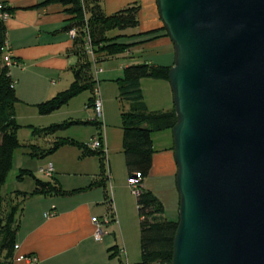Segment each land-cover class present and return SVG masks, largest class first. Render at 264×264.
I'll use <instances>...</instances> for the list:
<instances>
[{
	"label": "water",
	"instance_id": "1",
	"mask_svg": "<svg viewBox=\"0 0 264 264\" xmlns=\"http://www.w3.org/2000/svg\"><path fill=\"white\" fill-rule=\"evenodd\" d=\"M178 220L171 264H264V0H155Z\"/></svg>",
	"mask_w": 264,
	"mask_h": 264
},
{
	"label": "crops",
	"instance_id": "2",
	"mask_svg": "<svg viewBox=\"0 0 264 264\" xmlns=\"http://www.w3.org/2000/svg\"><path fill=\"white\" fill-rule=\"evenodd\" d=\"M0 2L12 8L10 17L5 20V47L11 57L18 62V65L10 67L9 75L14 82L13 86L19 99L18 102H22L26 106L23 117L25 120L38 121L39 126H41L43 123L46 124L53 121L57 116V113L54 112L57 110L48 114L38 113L36 116L35 113L31 114L32 111L28 109L27 104L36 106V104L51 98L57 92L66 89L73 80L72 67L76 64L77 58L71 53L73 39L64 29L69 15L64 11L66 6L58 1L0 0ZM131 4L139 5V23L134 28L122 30L121 34H136L162 26L155 0L101 1L102 9L106 14L114 13ZM136 55L139 57L137 58ZM119 56L126 58L123 67L138 62L170 65L173 62V46L169 38L159 37L145 43L135 44L126 52L111 58ZM107 59L109 58L105 60ZM102 63L103 61L98 66L101 72H104L101 67ZM162 87L165 88V85H162ZM83 92L79 93L80 96H82ZM118 93L117 88L116 98L121 102ZM79 94L71 98L68 103L79 96ZM100 96L102 102L103 100L105 102L107 95L104 94L102 96L100 93ZM90 97L91 92H89L87 102H83L84 106H87V109H92V105L89 102ZM82 98L85 101L83 96ZM104 102V128H102V136L106 146L104 159H106L108 167L107 178L110 181L112 189L116 191V188L120 184L115 183L114 168L115 166L119 168L122 164L125 166L124 157H122V129L116 125L106 124L108 112L105 109ZM164 105V107H168V104ZM81 113L83 114V112ZM65 114L68 117L70 115V119L74 120L80 114V111L66 110ZM17 115L19 116V111ZM98 125V127L94 125L95 130L101 127L100 124ZM166 132H169L168 135ZM57 133H60V131L51 135L36 134L34 132V135L49 144L53 141V136H67V134L59 135ZM94 134L95 132L92 135L94 136ZM152 141L154 152L152 166L147 176L158 175L159 178L175 176L176 165L171 149L173 141L170 130L152 133ZM156 143H162L161 148H156ZM115 155L117 156L116 164L113 158ZM79 159L74 157L68 163L65 161L56 162L55 167L51 162L54 168L51 178L55 177L54 180L59 184L60 188L66 191L82 188L81 190L57 195H32L28 196L25 200L20 197L23 200V209L18 221V231L16 234L18 248L16 253L34 255L37 259L36 264H133L139 261L140 258L131 260L129 255H127V251L126 263L122 260L123 256L120 251L123 248L125 249V243L122 237L117 236L118 225L114 221L110 222L106 227V233L103 234L100 240H96L93 237L94 224L91 221V217H98V214H94V209L98 203H94V201L85 196L73 198L71 196L90 191L93 187H84L91 183L92 180L90 181V178L93 179V175L97 173V170L96 167L93 169L83 167V169L84 162L83 165H79ZM45 165L46 163L43 164V166ZM146 177L143 180L147 179ZM62 183H69L71 186L65 188L62 186ZM145 189L152 191L160 199L151 187H146ZM17 190L24 191L20 188L13 191ZM28 198L31 200L29 202L34 201L33 204L35 206L26 210L25 202ZM46 212H50L51 215H45ZM108 234L112 235L113 238L108 239ZM111 246H115L112 252L116 256L113 258L109 257L108 248ZM13 264L29 263L19 261Z\"/></svg>",
	"mask_w": 264,
	"mask_h": 264
},
{
	"label": "trees",
	"instance_id": "3",
	"mask_svg": "<svg viewBox=\"0 0 264 264\" xmlns=\"http://www.w3.org/2000/svg\"><path fill=\"white\" fill-rule=\"evenodd\" d=\"M58 1L66 6L64 11L69 15L66 19L64 29L68 32L75 30L71 53L77 58L76 64L72 67L73 80L70 85L57 92L51 98L38 103L37 109L40 114H48L71 98L83 91L92 92L97 80L94 78V66L106 58L117 56L126 52L135 44L145 43L162 36H168L164 27L139 32L136 34H121L122 30L134 28L138 25L139 5L131 4L114 13H104L101 5L102 0H46V2ZM0 13L12 12L5 3ZM115 31L114 34L109 33ZM6 25L0 18V264L5 263L4 259L14 255L18 221L23 209V200L18 202L14 199L8 200L1 195V187L6 181L7 174L12 164L13 152L20 147L21 143L17 138L16 130L19 124L16 121L14 105L18 102L12 78L9 75V67L4 65L3 55L6 51ZM90 52V53H89ZM169 65H155L148 62L131 63L122 68V75L116 79L118 85L119 99L129 103L128 109L121 112L122 127V152L127 174H139L135 199L139 217V246L140 260L133 264H171L172 243L176 230L177 220L169 221L163 216V204L160 199L150 190L142 186L143 179L148 175L152 166L154 152L152 133L163 130H170L176 122L174 108L171 110L149 111L143 99V92L140 87L142 78L167 80ZM98 78V77H97ZM93 103V96L89 98ZM93 124L102 125L97 120L80 121L69 120L63 123H55L45 128L34 129L36 134H54L64 130L72 124ZM101 129V127L99 128ZM101 130L98 133L101 139ZM77 145L83 149L84 155L95 154L100 158L101 167L99 177L100 184L105 186L107 179L104 151L102 148L90 149L84 144H79L69 138H57L50 143L48 149H40L32 145L31 155L43 156L57 150L65 145ZM30 173L22 169L17 174V179H22L25 174ZM105 178V179H104ZM34 187L31 191H13V196H21L24 200L32 195H57L71 193L79 189L63 190L59 185L51 181H43L34 177ZM93 182L84 188L93 187ZM83 188V189H84ZM110 204V203H109ZM109 222L115 220L113 208L108 207ZM108 248L109 257L113 258V249ZM32 255V254H29ZM123 264V263H121Z\"/></svg>",
	"mask_w": 264,
	"mask_h": 264
},
{
	"label": "rangeland",
	"instance_id": "4",
	"mask_svg": "<svg viewBox=\"0 0 264 264\" xmlns=\"http://www.w3.org/2000/svg\"><path fill=\"white\" fill-rule=\"evenodd\" d=\"M115 31L117 30H113L109 34L112 35L115 33ZM162 37L168 39V36H162ZM136 57L138 58L139 56L136 55ZM173 58H174V54H173ZM125 60L126 58L120 56L104 60L103 63L101 64L102 70L104 72H100L98 74V79H97V86L99 88V92L101 93L102 96H104V94L107 95L106 101L104 102L103 100L105 109L108 112V119H106L107 120L106 124H110L112 126L116 125L121 129L122 127H121L120 115L123 109V105H124V110H127L129 103L127 104L126 102H123L122 105V103L119 100H117L116 97H117L118 86L116 85L117 83L115 82L116 79L122 75V68L123 65H125ZM172 65L173 62L169 66ZM162 85H165V88L170 87L167 80L154 81L151 80L150 78H143L141 80L140 87L143 92L144 102L149 111L171 110L173 108L171 90H169L170 88H166V90L164 91L165 88L162 87ZM93 93L94 90L91 92L92 96ZM88 95L89 92L85 91L82 94L85 101H83L82 96H80L79 94V96H77L74 100H71L69 103L67 102L68 103L67 105L65 104L62 105L59 109H57L56 112L53 111L54 113H57L56 118H54L53 121H50L49 123L41 124V126H39L38 121L25 120V118L23 117L24 109L26 108V106H24V103L18 102L17 104L14 105L16 121L19 124V128L16 130V134L21 145L20 147L16 148L13 152L12 164L7 174L6 181L4 185L1 187V195L8 200V203L10 202L9 199H14L18 202L19 205V202L22 201L20 199L21 196L14 198L13 190L20 188L24 191H30L34 187V183H35L34 177L43 181H51L59 185L54 180L55 177L52 179L51 177L46 176L45 174L38 173L37 170L39 167H42L43 164L45 163L48 164L51 162L55 167L56 162L65 161L68 163L72 161L74 157L80 158L79 165H83L84 162V166H82V168L84 167L87 169H93L94 167H96L97 173L93 175L94 176L93 179L90 178V181L92 180L91 183L93 182L94 184L93 188L90 191L80 195L74 194V196L71 197L73 198V197L85 196L90 200L94 201V203L97 202L98 205H96V208L94 209V214H98L99 217L108 213L109 211L108 207L111 206V208H113V211L115 212L114 222L118 225L117 236H119L120 238L122 237L125 243V249L124 248L122 249L123 250L122 260L124 261V263H126L125 262L126 251H127V255H129L131 260L140 258V246H139L140 229H139V217H138L136 199L134 193L135 189H137V185L136 183L131 182L125 166H123V164L122 165L120 164L121 166L119 168L118 166H115L114 168L113 174L115 178V183L120 184V186H118V188H116L115 191V189L113 190L112 186H110V181L108 178L104 180L106 183L105 186H102L100 184V182L102 181V178L99 177V172L101 167L100 158L95 154L84 155L83 149L77 145L65 144L59 147L57 150L51 153H47L43 156L31 155L32 145L40 149H48L51 146L49 143L43 142L36 135H34V129L45 128L55 123H63L65 121L71 120L70 115L69 117L65 116L66 110L80 111V114H78L76 116L77 118H74V120H80V121H91V119L97 120L95 119L93 110L91 108L87 109V106L85 107L83 104V102L84 103L87 102ZM164 104H168L167 105L168 107L167 108L164 107L165 106ZM27 106L29 107L28 109H31L32 111L31 114L35 113L36 116L38 115L39 112L37 106L33 104H27ZM16 111L17 112L19 111V116L17 115ZM81 112H83V114ZM102 128H104V125H101V129L98 128L95 130L94 125L91 124H86V123L72 124L66 127L64 130H59L60 133H57L59 135L67 134V136H56V137L69 138L79 144H84L86 145V147L90 148V143L92 142L94 136H97L100 130L103 134ZM94 132L95 134L93 136L92 134ZM166 133L168 135L169 132ZM53 137H54L53 140H55V136ZM160 146H162V143H156V148H161ZM171 149L173 152V145ZM113 158L116 164L117 156L115 155L113 156ZM104 162H105L106 176H108V169H107L108 167H107L106 159H104ZM22 169H26L30 173L25 174L20 180L17 179V174ZM146 178L147 179L143 180L142 186L144 188L151 187L152 190H154L157 193V195L160 197L161 199L160 201L163 204V209H164L163 216L165 217V219L169 221L178 220V193L175 186V176L173 177L166 176L159 178L158 175L157 176L152 175V176H147ZM62 186L67 188L68 186L71 185H69V183H62ZM29 201L31 200L28 198V200L25 202L26 210L31 209L35 206V204H33L34 201L33 202H29ZM107 238L111 239L113 238V236L108 234ZM16 250L17 248H15V252L14 255L11 257L12 258L11 260L9 258H6V260L4 259L5 263L8 262L10 263V261L11 264L19 261L23 262V260L17 259V257L21 254L16 253Z\"/></svg>",
	"mask_w": 264,
	"mask_h": 264
},
{
	"label": "built area",
	"instance_id": "5",
	"mask_svg": "<svg viewBox=\"0 0 264 264\" xmlns=\"http://www.w3.org/2000/svg\"><path fill=\"white\" fill-rule=\"evenodd\" d=\"M3 8V4L0 2V9ZM10 17V13L7 11L1 12L0 13V18H2V20H7ZM68 34L70 35V37L73 39L75 37V30L74 29H70L68 31ZM6 48V47H5ZM90 53V52H89ZM3 62L4 65L7 67H12L15 65H18V62L16 60H14L9 51L6 48L5 51V55L3 56ZM94 78L97 80L98 78V73L101 72L100 68H97L96 66H94ZM14 84V82L12 83V85ZM93 103H92V109L95 115V119H97V121H99V123L101 122L102 125H104L103 123V102H102V98L100 96V92H99V88L97 86V84L94 87V93H93ZM102 148L104 152H106V146L104 143V139L102 137V133H101V139L99 138V136L97 135L96 137L93 138L92 142L90 143V149H99ZM54 168L52 163H48L45 166L39 167L38 168V173H42L45 174L46 176L51 177L53 174ZM131 182L133 183H138L139 181V174L135 173L130 177ZM136 190V189H135ZM135 193V191H134ZM45 215H51L50 212H46ZM91 221L94 224V231H93V237L96 240H100L104 234V232L106 231V227L109 224V218L107 216V214L102 215V216H93L91 217ZM15 248H18V245H15ZM120 253L122 254V250L120 251ZM18 260H23L26 261L30 264H36V257L34 255H29V254H21L17 257Z\"/></svg>",
	"mask_w": 264,
	"mask_h": 264
}]
</instances>
